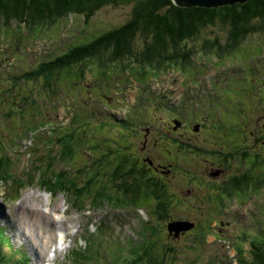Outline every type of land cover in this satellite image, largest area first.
Listing matches in <instances>:
<instances>
[{
	"label": "rangeland",
	"instance_id": "obj_1",
	"mask_svg": "<svg viewBox=\"0 0 264 264\" xmlns=\"http://www.w3.org/2000/svg\"><path fill=\"white\" fill-rule=\"evenodd\" d=\"M131 7V2L106 4L89 18L71 13L59 22L43 23L40 29L32 27L35 32L29 25L15 21L9 23L10 31L1 25L0 78L4 84L0 83V88L5 90L3 93L0 89V155L4 151L10 160L8 167L6 159L0 167V222L12 245L4 250L16 257L27 256L29 264H240L237 243L244 250L242 257L248 259L251 230L264 226V187H251L233 195L224 190L212 191L210 183H216L212 178L217 177L207 175L206 170L219 165L205 160L211 158L208 149L214 145L224 148V142L231 141L237 146L242 131H250L264 115V107L251 102L253 81L264 86V33L247 35L240 42L244 48L239 46L240 50L230 56L227 52L222 57L213 56L214 51L198 54L200 44L207 38H217L221 45L228 41L226 25L216 22L188 41V47L194 42L196 48L195 61L190 66L172 67L156 77L149 70L150 76L143 80L132 78L124 68H107L91 60L95 63L84 65L86 73L80 75L81 81L69 80L68 73L55 86L62 75L53 74V92L50 86L45 85V92L34 87L37 83L44 86L42 82L47 83L49 74L13 84L14 74L37 70L43 61L48 65L60 54L61 47L63 50V43L75 44L122 24L130 17ZM141 41L137 37L136 45H143ZM80 68L75 65L70 70L80 73ZM107 69L108 73H103ZM23 84L28 85L26 91L22 90ZM260 102L262 105L263 100ZM175 109L181 113L179 125L173 123L177 128L173 130L168 122L173 117L170 111ZM201 115L202 120L208 117L205 122L213 126V132L208 131L211 126L200 134L183 123L180 126V119L185 122L187 116L191 117L188 123L194 126ZM123 120L128 127L120 129L117 121ZM54 126L60 130L56 135L51 130ZM198 129L195 125L194 130ZM71 130H76L72 143L62 142L53 153L50 148L57 146L55 137ZM161 132L173 136V141L159 138ZM97 143L95 151L92 145ZM261 147L263 150H258L263 152L264 144ZM74 151L75 160H69ZM123 154L135 159L138 176L147 173L143 176L151 180L149 187L166 188L158 192L152 204L142 195L135 198L128 184L123 183L126 178L110 171L113 161ZM149 157L151 167L147 164ZM45 160L50 166L45 165ZM106 160L111 165L105 164ZM226 163L230 164L228 173H237L244 167L241 157L230 156ZM99 164H105L107 174L111 172L116 178L100 170ZM92 165L94 168L89 167ZM166 167L171 169L169 173ZM61 169L71 178L69 194L84 197L81 202L72 200L66 192L62 195L63 191H46L41 174L49 172L54 178L60 176L57 170ZM205 178H211L209 183ZM214 197L223 198L222 204H215ZM22 206L34 208V214H38L35 228L22 219L26 215ZM44 209L55 211L56 220L62 216L64 220L53 223L51 213L39 219ZM31 214L32 210L27 216ZM175 220L189 221L194 226L178 235L169 234L168 223ZM57 228L67 238L62 248L55 250L53 260L50 245ZM201 232L203 237L198 235ZM150 234L155 236L148 239ZM43 235L53 239L45 258L38 259L34 250L42 251ZM145 250H149V258L145 252L143 255Z\"/></svg>",
	"mask_w": 264,
	"mask_h": 264
},
{
	"label": "trees",
	"instance_id": "obj_2",
	"mask_svg": "<svg viewBox=\"0 0 264 264\" xmlns=\"http://www.w3.org/2000/svg\"><path fill=\"white\" fill-rule=\"evenodd\" d=\"M129 2L132 3V7L130 17L125 22L114 26L103 34L86 37L87 39H80L75 44L71 42L63 43V50H61V47L60 54L55 55L51 59L52 61H48V65H46L47 62L43 61L38 64L37 70L34 69V71H23L19 74H14L16 77L14 84L20 79L24 80L28 77L29 80H36L37 77L49 74V78L46 77L45 80L47 83L42 82L44 86L37 83L34 87L41 88L45 92V85L50 86V91L53 92L54 86H51L50 82V78L54 77L53 74L59 77L62 75L60 80L56 81L55 86H58L68 73L70 74L69 80L72 79L73 82H75L74 80L81 81V76H84L86 73L84 65L88 63L94 64L95 62L107 68L110 65H113L117 70L124 68V71L132 78L143 80L144 77L150 76L147 73L149 70H152L153 76L156 77L172 67L184 69L186 66H190L195 61L194 55L196 48L193 45L194 42L188 47L190 44L188 41L195 39L203 28L213 25L216 22H221L226 25V30L229 32L228 41L221 45L217 38H207L200 44L198 54L201 52L210 54L214 51L213 56L222 57L225 52L230 56L233 51L240 50L239 46L241 49L244 48L242 47L243 45H240V42L247 35L255 32L264 33V0H237L212 6H177L172 0H0V27L4 25L5 31H10L12 28L9 27L11 25L9 23L15 21L23 26L29 25L30 31L33 32L34 29H31L32 27L40 29L43 23L59 22L62 17L71 13L82 14L85 18H89L98 8L106 4L118 5ZM137 37L142 39L141 42L143 45H136ZM75 65L81 67L80 73L77 69L70 70ZM248 66L250 67V65ZM103 73H108V69ZM0 83L4 84L2 78H0ZM27 86L23 84L22 90L26 91ZM263 88L264 86L256 84L255 80L253 81L251 102L254 105H259L258 107H264L262 106L264 105ZM0 89L2 92L5 90L3 88ZM7 98L13 99L11 95H7ZM260 99L263 100L262 105ZM4 100L5 98L2 101ZM18 100L21 101L22 99ZM21 106L25 108L24 112H26L27 107L23 104ZM174 112H177L176 109ZM262 120H264V115L256 120L255 126L250 131H242L243 136L239 137L240 140H238L239 147L242 146V149H240V153L236 152L235 156L240 155L242 163H245L243 165L244 167L236 174L233 172L230 173L232 176L224 183L221 190L233 195L234 193L247 190L251 187L257 190L264 187V151H259L263 150L261 145L264 144V121ZM117 122L120 123V129L128 127V124H126L127 121L125 120ZM108 125L110 124L108 123ZM209 126H211V129L208 131L213 132V126L211 124ZM75 134L76 130L62 133L58 141L61 144L65 141L72 143L73 139L71 136ZM77 134H80V132ZM78 137L79 135H77ZM59 147L57 146L56 148ZM95 147H98V143L92 145L93 150H95ZM123 148L128 147L123 146ZM52 152L54 153L56 151L53 149ZM69 155L72 156L69 160H72V158L75 160V151ZM252 155L255 157V160H252ZM100 158L101 156L98 159ZM245 158L246 162L244 161ZM247 158H251L250 161L247 162ZM5 159V167H8L6 163L10 160V157L7 155L0 161V167ZM151 160L149 157V163L146 162L150 167ZM108 163L111 165L106 160L105 164ZM142 163L145 164V161H142ZM248 163H250V167H248ZM105 164L104 166H100L99 164V169L105 171ZM135 165V159L131 160L129 155L123 154L119 157L118 161H113L110 171H115L114 174L119 173L120 176L126 178L123 180V183L128 184L135 198H139L142 195L152 204V199L157 197L158 192L166 191V188L149 187L151 180H149V177L145 178L147 176H143L147 173L141 172L138 176ZM89 167L94 168L93 165ZM165 169L167 170L168 168ZM60 172V176H55L54 178L48 173L49 176L47 175V177L51 180L50 186L54 190L58 186L59 189L56 192H66L68 195L71 194L72 200L81 202L84 197H77L73 192L69 194L71 189L70 175L62 171ZM105 172L107 174V170ZM148 173L151 174L150 172ZM111 178L115 179L116 177L111 174ZM129 179H131V182H134L133 186L128 182ZM43 182L46 184V188L50 189L47 186V181ZM93 183L96 186L94 181ZM211 190L213 191L214 189ZM214 200L216 204H222L224 199L214 198ZM93 202L95 204L96 200ZM73 204L77 205L76 203ZM157 204L160 206L158 201ZM201 230L203 231V228ZM255 230L257 231V228L254 231L251 230L250 233L251 239L248 247V259L242 257L244 254L242 245L239 243L236 245L235 249L239 254L240 264H246L247 261L249 264H264V226L258 227L257 232ZM4 231V228L0 226V264H25L26 258L24 256L18 258L13 254H7L5 252L4 249L9 247L11 249V245L10 238L6 236ZM198 235L203 237V232ZM144 252L149 258V250L143 251V255H146Z\"/></svg>",
	"mask_w": 264,
	"mask_h": 264
},
{
	"label": "flooded vegetation",
	"instance_id": "obj_3",
	"mask_svg": "<svg viewBox=\"0 0 264 264\" xmlns=\"http://www.w3.org/2000/svg\"><path fill=\"white\" fill-rule=\"evenodd\" d=\"M180 113L181 112H174V111L171 112V115L173 117L170 118L171 121L169 120L168 124H170V126L172 127L173 130H176L177 128L176 127L173 128V122L172 121L173 120H177V118H179V116H180ZM202 116L203 115H201L198 119H196V122H195L194 126L188 123V122H190L191 117L187 116V119L185 120V122H182V119H180V122H181L180 126L183 123V126L185 128H188L189 130L192 128L193 129V131L191 130L192 132H198L197 134H200V132L202 131V129H208V127H209V124H207L205 122V120L208 117L205 116L204 119L202 120V118H201ZM200 120H202V121H200ZM195 125H198L199 126V129L197 131L194 130ZM159 138H161V139H167L169 141L170 140L173 141V136H170V135L166 134V132H161V135H159ZM224 143H225L224 144V148L218 147V146L214 145L212 148L208 149L209 152H211L212 156H211V158H209V160H205V161H208V162H213L214 161V163H217L219 165L218 167H214L216 165L213 164L212 165L213 167L208 166L207 167V170H206V174L207 175L212 176V177H217V178H212L213 180H216L217 181L216 183H214V182H211L210 183L211 184L210 187L213 188V189H216V190H221V188L224 186V183L228 180L229 177L232 176V175H230V173H232V172H229V173L226 172V170L228 169V165H230L229 164L230 162L229 163H226L227 160H228V158L230 156H232V158L240 157V155L239 156H235V153L236 152L237 153H240V151H241L240 149H242V146L239 147V144L237 146H233L231 144V141L230 142H224ZM186 146H187V144H186ZM195 148H199V147H196L195 146ZM159 165H161V164H159ZM170 171H171V169L168 168L166 170V173H169ZM234 174H236V173H234ZM221 177H224V178L221 179ZM208 179L205 178V180H206L207 183H209V181H210L211 178H208ZM214 198L217 199L216 197H214Z\"/></svg>",
	"mask_w": 264,
	"mask_h": 264
},
{
	"label": "water",
	"instance_id": "obj_4",
	"mask_svg": "<svg viewBox=\"0 0 264 264\" xmlns=\"http://www.w3.org/2000/svg\"><path fill=\"white\" fill-rule=\"evenodd\" d=\"M237 0H172V2L177 5H199V6H212L216 4H224L228 2H234ZM198 127L196 126V129ZM152 163V162H150ZM169 232H174L175 235H178L181 230H189L194 226L193 223L185 220H175L168 223Z\"/></svg>",
	"mask_w": 264,
	"mask_h": 264
},
{
	"label": "bare ground",
	"instance_id": "obj_5",
	"mask_svg": "<svg viewBox=\"0 0 264 264\" xmlns=\"http://www.w3.org/2000/svg\"><path fill=\"white\" fill-rule=\"evenodd\" d=\"M226 160V159H225ZM51 161V160H50ZM50 166V165H49ZM114 186V185H113ZM29 202V201H28ZM27 202V203H28ZM31 203V202H30ZM36 209H37V207H35ZM22 209H24L25 211H24V214H26L25 216H21L22 217V219L25 221V223L27 222V223H29V225L28 226H32V227H34L35 228V226L38 224V214H34V212H35V209L33 208V209H31L32 211H33V214H31V217L29 218L28 216H27V214H30L31 213V210L30 209H27V207L26 206H22ZM76 211H82V209L81 210H76ZM40 213H42V212H40ZM49 213H51V211L49 210V212H44V213H42V216H39V219L41 218V217H47V215L49 216ZM46 215V216H45ZM32 217H33V219H32ZM64 220V217L62 216L61 217V219H59V221L58 222H62ZM36 221V222H35ZM49 222V221H48ZM53 223H56L55 221H52ZM168 233L169 234H174L175 235V233L174 232H169V230H168ZM53 239V237H51L50 239H48V237H47V235H43L42 237H41V241H44V245H43V249H42V251H40V249H38V250H34V252H35V257H37L38 259L40 258H42V259H44L45 258V255H46V249H47V246H48V244H49V242L51 241ZM148 239H149V237H148ZM35 241H37L36 240V238H35ZM34 242V241H33ZM150 242V241H149ZM30 250L32 251V248H31V246H30ZM38 259H36L37 261H38Z\"/></svg>",
	"mask_w": 264,
	"mask_h": 264
}]
</instances>
